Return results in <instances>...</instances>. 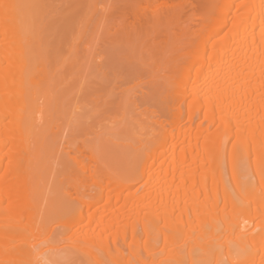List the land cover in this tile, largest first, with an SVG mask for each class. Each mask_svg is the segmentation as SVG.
I'll return each mask as SVG.
<instances>
[{
  "label": "bare ground",
  "instance_id": "bare-ground-1",
  "mask_svg": "<svg viewBox=\"0 0 264 264\" xmlns=\"http://www.w3.org/2000/svg\"><path fill=\"white\" fill-rule=\"evenodd\" d=\"M39 1L0 0V264H264V0H208L193 29L156 43L149 30L169 31L182 10H153L151 0L149 17L123 9V26L115 23L121 35L102 39L97 58L88 52L100 44L95 34L107 32L109 10L96 18L106 30L81 38L79 59L69 55L81 42L69 39V12L50 16L58 48L73 60L56 58L58 70L55 53L52 68L42 56ZM74 61L80 67L66 68H79L75 75L62 67ZM143 72L138 90L122 86ZM88 94L91 101L118 95L103 102H119L121 124L110 131L131 135L123 144L115 134L120 148L111 149L97 136L87 147L91 167L73 157L83 179L69 198L54 180L59 164L69 174V150L57 135L46 142L45 122L59 110L63 124L53 123L61 136L69 132V120L86 117L79 110L77 117L69 97Z\"/></svg>",
  "mask_w": 264,
  "mask_h": 264
},
{
  "label": "rangeland",
  "instance_id": "rangeland-1",
  "mask_svg": "<svg viewBox=\"0 0 264 264\" xmlns=\"http://www.w3.org/2000/svg\"><path fill=\"white\" fill-rule=\"evenodd\" d=\"M151 1H153V3L151 2ZM150 2H151V4H153L150 8H158V9H180V10H182V12L183 13H181V15H180V19L179 20H177V21H175L174 23H172L171 25H170V29H169V31H167V32H165L164 31V29H165V26H163V25H161L160 26V29H159V27H157V32H156V30H153L154 32L152 33V35H151V31L149 30V29H151V28H147L148 30H149V32L150 33H148L152 38H150V37H148L149 35L147 34V36L145 35V34H141V36H142V38H143V35L144 36H146L148 39L150 38V39H152V40H148L149 41V43H150V41H152L153 42V40H155V42L154 43H156V41L158 42H160L161 40H163V39H166V40H172V41H176V40H178V37L180 36V34H181V32H182V28H184L185 27V25H187L188 27H190V28H194V24H196L197 23V20L199 19V12H201V11H203L202 9H205L206 7V5H207V2H208V0H166L167 2V4H165L164 3V0H151ZM207 1V2H206ZM40 2V4H41V2L44 4V7L43 6H41V8H40V13H39V16H40V19H41V21L40 22H43L44 23V25L45 26H47L46 28H45V26L43 27V28H45L46 30L45 31H43V29H42V32L40 33L41 35V37L40 38H42L43 40H42V42H43V44H44V49H45V53L43 52V51H41V52H43V55L42 56H44L45 54H47V56L45 55L43 58L44 59H46V57H48V56H50V57H52V55L54 54L55 55V60H57L56 58H59V57H61L65 52H66V50L64 51L63 49L65 48V46L63 47V51H64V53L62 54L61 52H63V51H61V49L60 48H58L59 46H60V44L59 43H57L59 40H60V35H58V32H59V30H58V32L57 31H54V30H51L52 28H56V27H51L52 26V24H49L50 23V16L51 17H53L52 19H55V21L57 20V16H58V18H59V15H61V14H66L67 12H69V35H70V33H72V35H71V37L69 36V39L71 40V38L72 39H74V41L73 42H75V41H77V39L79 40V41H81V38H82V40H83V42H85L86 40L85 39H89L88 37H90L91 36V34H93V33H91V32H93L92 30H94L93 28H96V31H97V29H99L100 28V30L101 29H103L104 27H106V26H103V25H105L106 23V25H107V28H108V26H109V30L107 29L106 30V28L105 29H103V30H106L107 32H105V34H103L104 32H99V31H97V33H98V35L97 34H95V36H96V38H95V36H94V38L95 39H99V37L101 38V40L99 41L98 40V42H100V44H97L98 46L100 45L101 46V43L103 42V40L102 39H105L106 37V42H108L109 40H112L113 39V37L115 36V38H117L118 36H120L121 34L119 33V31H117V29H118V25H116L117 23H119V20L121 19V14H122V12L123 11H121V10H125V11H129V10H127L129 7L130 8H136V10H138L139 12H141V13H145L144 15L146 16V17H149L150 16V12L149 11H147V9L149 10V6L151 5L150 3H149V0H43V1H39ZM206 3V4H205ZM148 4H150L149 6H148ZM146 7H147V9H146ZM129 8V9H130ZM109 10L108 12L107 11H103V12H105V13H107V14H104V16L105 15H108L107 16V19H108V17H109V19H110V16H111V19H112V21H110L109 20V22H107V20H106V23L104 22V19H103V21H102V19L100 20V21H102L103 23H105V24H99V25H97L96 26V24H97V19L96 18H98L97 17V15H100V13L102 12H100V10ZM153 9V10H154ZM131 10V9H130ZM63 11H65V13H63ZM119 11H121V13L119 12ZM99 14H98V13ZM110 12H112V13H110ZM97 13V14H96ZM118 13H119V16L120 17H117L116 16V14L118 15ZM62 15V16H63ZM103 15V14H102ZM113 15V16H112ZM103 17V16H102ZM106 17V16H105ZM117 17V18H116ZM61 18V17H60ZM114 18V19H113ZM120 18V19H119ZM96 19V20H95ZM100 19V18H99ZM99 19H98V22H99ZM106 19V18H105ZM129 19V21L131 20L132 21V19H130L129 17L127 18V19H125V22H127L126 20H128ZM50 20V21H49ZM61 20V19H60ZM95 20V21H94ZM114 20H117L118 22H116V21H114ZM121 21L123 22V20L121 19ZM128 21V22H129ZM131 21L129 22V23H131ZM144 20H142V22H143ZM58 22V21H57ZM83 22H84V24L86 25V27H85V25L83 24ZM114 22V23H113ZM122 22H120L119 23V26H121L122 25ZM128 22L126 23V25L128 24ZM54 23V22H53ZM87 23H88V25H87ZM95 23V24H94ZM112 23V24H111ZM116 23V24H115ZM134 24H135V22H133ZM82 24L84 25V27L86 28V29H88L89 28V32H90V34H87V30L82 26ZM111 26H110V25ZM121 24V25H120ZM41 25V24H40ZM93 25V26H92ZM101 25V27H99L98 28V26H100ZM131 25L132 24H130V26L129 27H131ZM138 25V24H137ZM145 25V24H144ZM143 25V26H144ZM193 25V26H192ZM56 26V25H55ZM95 26V27H94ZM102 26H103V28H102ZM113 26V27H112ZM123 26V25H122ZM163 26V27H162ZM39 27H41V26H39ZM51 27V28H50ZM84 29H83V28ZM88 27V28H87ZM92 27V28H91ZM57 28L58 29H60V27H59V25H57ZM83 30H82V29ZM111 28V29H110ZM117 28V29H116ZM80 29L83 31V32H81L80 33ZM145 29H146V27H145ZM56 30V29H55ZM86 32H85V31ZM147 30V31H148ZM159 30V31H158ZM41 31V30H40ZM61 31V30H60ZM95 31V30H94ZM113 35V33L115 32V34L111 37L110 36V34H109V32ZM88 32V33H89ZM116 32H118V33H116ZM84 33H85V36H87V35H89V36H87V37H83L84 36ZM95 33V32H94ZM60 34V33H59ZM64 34V33H63ZM81 34V35H80ZM102 34L103 35H106V34H108L110 37H108L107 35L104 37V38H102ZM119 34V35H118ZM166 34V35H165ZM58 35V36H57ZM99 35H101V36H99ZM65 36V35H64ZM97 36H98V38H97ZM117 36V37H116ZM141 36H139L138 38H139V40H137V42L138 41H142V38H140ZM58 37V38H57ZM79 37H80V39H79ZM92 37V36H91ZM63 39H64V37H62ZM94 38H93V40H94ZM109 38V40L107 41V39ZM112 38V39H111ZM114 38V39H115ZM122 38H123V36H122ZM135 38V37H134ZM147 38H144V39H147ZM76 39V40H75ZM92 39V38H91ZM121 39V38H120ZM141 39V40H140ZM58 40V41H57ZM70 40H69V42H70ZM90 40V39H89ZM116 40V39H115ZM118 40V39H117ZM131 40L133 41L134 39H132L131 38ZM41 41V40H40ZM62 41V40H61ZM95 41H97V40H95ZM118 41H120V40H118ZM146 41L147 40H145L144 41V43H146ZM60 42V41H59ZM73 42H72V44H73ZM82 42V41H81ZM78 42L77 41V43L79 44H81V46H79V48H78V44L76 43L75 44V46H74V51H73V49L71 48V50H70V52H72V53H66L67 54V56L65 57L64 55H66V54H64L63 56H64V60L62 59V57H61V59L63 60V63H64V61H65V59L69 56V55H71L72 54V59H73V54H76V55H74L76 58H80L79 56L81 55V58H84V57H82V55L84 56V54H86V50H85V47H82V46H85V44L82 42ZM94 42V41H93ZM97 42V43H98ZM112 42H113V40H112ZM116 42V41H115ZM123 42V39H121V42L120 43H122ZM57 43V44H56ZM71 43V42H70ZM94 43H96V42H94ZM111 43V42H110ZM110 43H107V44H110ZM118 42H116V44H117ZM141 43H143V42H141ZM43 44H42V46H43ZM58 44H59V46H58ZM72 44L70 45V47H72ZM82 44H84V45H82ZM103 44H105V42L104 43H102V46H103ZM111 44H114V43H111ZM61 45H63V44H61ZM74 45V44H73ZM94 45V44H93ZM96 45V46H97ZM95 47V49H94V47H93V51L96 53H94L92 50H91V48H90V51L88 52L89 54H94L93 56H95V58H97L98 56H100V55H102V53L104 52V50L106 49V47L104 48V46H103V49L102 48H100V46L99 47ZM101 46V47H102ZM115 46H119V44L118 45H115ZM70 47H69V49H70ZM81 47V48H80ZM42 48V47H41ZM76 48H78V49H76ZM99 48L103 51V52H101V54H99L98 56H97V50H99ZM124 48H126V47H124ZM121 45H120V47L119 48H117V49H124ZM80 49V50H79ZM115 49V48H114ZM117 49H115V51L117 50ZM154 50H156L155 48H153ZM151 50V49H149L150 50V53H156V51H154V50ZM76 50V51H75ZM80 52L81 50L83 51H81L80 52V55H78L79 54V52ZM149 50H148V52H149ZM118 51H121V50H117V52ZM152 51V52H151ZM154 51V52H153ZM59 52V53H58ZM76 52V53H75ZM57 53V54H56ZM81 53H83V54H81ZM98 53H100V52H98ZM105 53V52H104ZM119 54H122V53H125V52H123V51H121V52H118ZM144 53V52H143ZM69 54V55H68ZM53 55V56H54ZM118 55V54H117ZM116 55V56H117ZM146 55V54H145ZM97 56V57H96ZM120 56V55H119ZM74 57V58H75ZM49 58V57H48ZM47 58V59H48ZM54 58H52V60L54 61V63H55V60H54ZM46 59V60H47ZM50 59V60H49ZM48 60L49 61H46V65H48V63H49V66H50V68H52L53 66H52V64L54 65V63H53V61H51V58H49ZM59 60V62L61 63L60 65H59V63H55L56 65H55V67L54 68H56L57 66H59V67H61V65L63 64L62 63V60ZM69 59H71V56H69ZM71 59V60H72ZM78 59H74V60H78ZM58 60L56 61V62H58ZM67 60V59H66ZM51 61V62H50ZM70 61V60H69ZM73 61V60H72ZM72 61H70V62H72ZM74 62H76V61H74ZM52 63V64H51ZM66 63V65L64 64L62 67H63V69H65L66 68V66H68V68L70 67V66H75V67H80L78 64L79 63H68V62H65ZM70 64V65H69ZM74 64V65H73ZM74 67V68H75ZM49 68V67H48ZM57 69V68H56ZM62 69V71H61V69L59 70V74H60V72H62V74L64 73V71L66 70H68V71H70L71 73H74L73 75H75V71H76V69L79 71V68H76V69H74L75 71H71V70H73V68L71 69H65V70H63ZM50 70H52V69H50ZM58 70V69H57ZM143 70V69H142ZM53 71H54V69H53ZM144 71V70H143ZM77 72V71H76ZM146 72V71H145ZM78 73V72H77ZM66 74H67V72H66ZM65 74V75H66ZM56 75H58V74H56ZM64 75V74H63ZM147 79V75L146 74H144V72L143 73H141V75H140V77H134V79H132V80H125V83L122 85L123 87H127V86H129V87H133V91L134 90H138V88L142 85V82L143 81H145ZM97 85H99V84H97ZM101 88L103 87V85L101 86V85H99ZM99 87V88H100ZM122 87V88H123ZM129 87H127V88H129ZM95 89H97L96 88V86L94 87ZM98 88V89H99ZM120 88V87H119ZM119 88L118 89H116V91L117 90H119ZM121 89V88H120ZM100 91V90H99ZM132 91V92H133ZM99 93V92H98ZM96 95V94H95ZM99 96H102V95H100V94H98ZM89 94L87 95V97H85L84 99H81V97L80 96H76V100H75V96L74 95H70V97H69V101H71V100H73V104H72V101L71 102H69V104H71L72 105V108H74L75 109V107L76 106H78L77 108H79L80 107V109H82V110H80V109H76V112L75 111H71L72 110V108H70L69 109V117L71 116L70 114L73 112H75V114L78 112V110L79 111H83V113L82 114H80V115H82L83 116V114H85L86 115V117L84 116V118H81V121H80V119H79V122H78V120H77V122H73V121H70L69 120V127H64L66 130L68 129V131L69 132H67V131H65L64 129H63V131H64V133H62V136L60 135V127H59V125H61V124H63V122L62 123H59V122H61V120L63 119V118H60L59 117V115L62 113V112H60L59 110H58V112L60 113H58L57 111L55 112V111H53V113L52 112H50L51 113V118L50 119H52V120H50V119H48V121L50 122V123H48V122H45V124H46V126L47 125H49L48 127L49 128H47L46 127V132H48V133H46V135H44V137H45V139H46V142H48V143H50V142H52V139H55L56 138V135H57V138L56 139H58L59 137L61 138H59V140H61V142H63V145L62 144H59V145H62L63 146V148L62 147H60L61 149H64L65 147V149H64V151L63 150H61V151H63L64 153L66 152V151H68L69 152V154L68 153H65V157H63L64 155V153L62 152V157H63V159L65 158V160H66V158L69 160V174H68V172H66L65 173V171H64V169H63V166H62V164H59L58 165V168H59V170H57V172L55 173V176H54V180H55V185L56 186H58L60 189V194H64L66 191H68L69 190V198H71L74 194H75V192H76V188H74L75 187V185H77L78 183H79V181L81 182V179H83L82 178V176H81V173H80V169H78L77 168V166H76V164H75V162H74V156L75 157H77L78 156V158H80V159H83L84 160V162L85 163H88V166L89 167H91V166H93L94 165V163L92 162V161H90V158L88 157V149H87V147L90 145H92V143H94V140H96L95 138H97V136H101V137H98V139L99 138H101L102 139V141H104L105 139L107 140V141H110L109 143L105 140L104 142H106V144L107 145H111V147H110V149L111 148H113V147H115V148H118L119 147V145L117 146V144L116 143H118V141L120 140V138L118 139V136L117 135H115V134H118L120 137H122L121 138V140H122V142H123V144H126L127 142H126V136L128 137V136H130L131 134L130 133H128L129 132V130H127V133H126V131H124V129H123V126H122V128H120L121 126L119 125V126H117L119 129H117V130H119V132H120V130H122V132H123V134H119V133H114V131L115 130H113V132H111L110 130H112L111 128L112 127H114L115 126V121H116V119L117 120H120L121 118H120V116H119V114H120V109L118 108V105L117 104H119V102H117V104L115 105V104H113L114 102H113V100H114V98H115V96H118V95H113L111 98L113 99L112 100V102L113 103H111V104H108L109 105V107L106 105V104H104L105 103V100L107 101V100H111V98L110 97H108V99H105V97L104 96H102V97H96L95 98V101L93 102V101H91V99H92V97H93V94L92 95H90L91 96V99H88L89 97ZM132 96H133V94H132ZM131 96V97H132ZM74 97V98H73ZM80 99V103L78 104V102H79V100H78V98ZM95 97V96H94ZM93 97V98H94ZM114 97V98H113ZM71 98H73V99H71ZM83 98V97H82ZM87 98V101L85 100ZM97 98H100V99H97ZM117 99H118V97H116ZM134 98V97H133ZM71 99V100H70ZM104 101H103V100ZM97 100L99 101V104L98 105H96L97 103H95V102H97ZM101 100V101H100ZM134 100H136L135 98H134ZM74 101H76L75 102V104H76V106H74L75 104H74ZM81 101H83L84 103H82ZM89 101V102H88ZM90 101H91V103H90ZM115 101V100H114ZM116 101H119V100H116ZM104 102V103H103ZM110 102V101H109ZM87 103V104H86ZM101 103H103V104H101ZM107 103H108V101H107ZM137 103V102H136ZM50 105L49 106H51V103H49ZM53 104V103H52ZM55 104V103H54ZM82 104H84L83 105V107H82ZM86 104V105H85ZM135 104V103H134ZM71 105L69 106V107H71ZM97 106V107H95V106ZM105 105L107 106V107H105ZM110 105H113V106H111L110 107ZM53 106V105H52ZM74 106V107H73ZM86 106V107H85ZM115 106V107H114ZM133 106V105H132ZM145 106H147L148 107V105H145ZM131 107V106H130ZM54 108V107H53ZM52 108V109H53ZM57 109H58V107H56ZM144 108V106L142 105L139 109H137V111H131L132 113H129V115H132L133 116V114L136 112H138V110L140 111V110H142ZM153 108H155V109H157L156 108V106L155 107H153V105H152V107H151V109H153ZM50 109V108H49ZM48 109V110H49ZM52 109H50V110H52ZM131 109H135V106H134V108H132L131 107ZM149 109H150V106H149ZM54 110V109H53ZM56 110V109H55ZM130 110V109H129ZM154 110V109H153ZM71 111V112H70ZM85 111V112H84ZM49 112V111H48ZM119 112V113H118ZM81 113V112H80ZM135 113V114H136ZM78 114V113H77ZM76 114V115H77ZM128 114V113H127ZM62 115V114H61ZM73 116V115H72ZM119 116V117H118ZM137 116V115H136ZM136 116H134V117H131L130 116V122H131V125H130V127H132V124L134 123H137V121H136ZM140 116V115H139ZM139 116H137L138 118H139ZM145 115H143V117H144ZM64 117V116H63ZM77 117H78V115H77ZM142 117V118H143ZM75 118H76V116H75ZM74 118V119H75ZM79 118H80V116H79ZM133 118H135V121H134V119ZM138 118H137V120H138ZM133 119V120H132ZM54 120V121H53ZM72 120V119H71ZM124 120V119H123ZM122 120V121H123ZM63 121V120H62ZM125 121V120H124ZM123 121V122H124ZM57 125V124H59L58 126H56L54 123ZM116 122H119V121H116ZM120 122H121V120H120ZM119 122V123H120ZM75 123H77V126H76V124ZM119 123H117L116 125H118ZM44 124V125H45ZM53 124H54V126H53ZM114 124V125H113ZM121 124V123H120ZM112 125V126H111ZM129 126V125H128ZM51 127H52V130H51ZM62 127V126H61ZM111 127V128H110ZM129 127V128H130ZM134 127V126H133ZM132 127V128H133ZM128 128V129H129ZM135 128H137L136 126H135ZM51 130V131H50ZM62 130V129H61ZM134 130V129H133ZM132 130V131H133ZM100 131V132H99ZM55 132H56V134H55ZM97 132H99V133H101V135H98L99 133H97ZM116 132V131H115ZM69 134V136H68V134ZM103 133V134H102ZM45 134V133H44ZM64 134H67V137H66V135H64ZM94 134H96L95 136L96 137H94ZM105 134V136H103ZM55 135V136H54ZM60 135V136H59ZM122 135V136H121ZM123 135H125V137L123 136ZM66 137L65 139H67V140H63V138L62 137ZM124 137V138H123ZM104 138V139H103ZM116 138V139H115ZM118 139V140H117ZM100 140V139H99ZM120 140V141H121ZM128 140V139H127ZM68 141H69V148H68ZM113 141H117L116 143L114 142L113 143ZM60 142V143H61ZM90 142H91V144H90ZM113 144H112V143ZM124 142H126V143H124ZM121 142H119V144H120ZM114 144H116L115 146H114ZM123 144H120L121 146L123 145ZM109 145V146H110ZM65 146V147H64ZM117 146V147H116ZM124 146V145H123ZM120 148V147H119ZM123 148H126V147H123ZM60 150V149H59ZM66 154H68L69 155V157H68V155H66ZM73 159V160H72ZM67 161V160H66ZM74 162V163H73ZM65 168V167H64ZM64 171V172H63ZM64 173V174H63ZM65 174H68L67 176L69 177V179H68V177H65L66 175ZM67 178V179H66ZM72 195V196H71ZM71 196V197H70ZM62 244H60V246H61ZM67 247V246H66ZM65 247V248H66ZM66 250H69V252H74V253H72L75 257H77V259H79V260H82V256H80L77 252H76V250L74 249V248H71L70 246L69 247H67V249ZM74 259V258H73ZM76 259V258H75ZM78 260V261H79ZM72 262H75L74 260H72ZM72 262H71V264H72ZM69 264H70V262H68ZM62 264V263H61ZM64 264V263H63ZM66 264H67V262H66Z\"/></svg>",
  "mask_w": 264,
  "mask_h": 264
}]
</instances>
